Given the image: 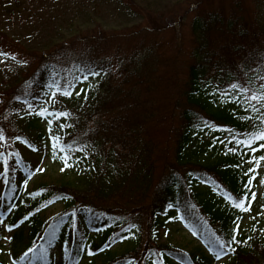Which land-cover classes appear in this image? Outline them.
Wrapping results in <instances>:
<instances>
[{
  "label": "trees",
  "instance_id": "trees-1",
  "mask_svg": "<svg viewBox=\"0 0 264 264\" xmlns=\"http://www.w3.org/2000/svg\"><path fill=\"white\" fill-rule=\"evenodd\" d=\"M254 1L252 15L240 0H232L229 7L224 0H197L192 6L186 77L164 110L171 114L183 103L173 169L167 166V173L154 185L146 204L135 209L115 210L105 203L109 200L105 191L118 186L112 176L122 168L113 163L116 156L146 154L141 138L127 130L134 126H128L124 118L139 107L144 120L159 114V101L164 100H157L153 93L159 82L153 70L157 55L140 39L138 31H133L131 36L121 35L134 40L128 54L105 56L99 54V46L85 41L72 50L61 46L53 53L57 54L55 60L35 67L23 81L26 86L19 85L24 91L14 95L18 102L7 106L28 112L30 126H49L52 146L48 152L52 158L69 167L84 160L83 173L91 174L97 182L85 191L46 183L21 190L19 181L29 176L31 165L20 155L5 159V147L0 152V161L5 159L0 216L10 227L30 226L23 244L19 245L23 227L13 233L18 244L13 243L11 264H76L83 258L109 254L108 246L115 241L134 242L132 254L114 255L105 264H211L224 257L225 264H264V242L255 232L247 237L240 229L241 218L254 201L249 167L255 153L251 151V155L250 148L262 140H253L249 146L236 144V139L244 138L243 133L264 132V100H252L256 110L245 112L248 105L235 102L236 92L231 87L241 86L246 90L242 95L248 97L264 95V0ZM61 58L63 67L58 64ZM92 80L94 87L82 92ZM121 109L124 113L117 118ZM8 128L0 118L1 142L10 140L12 145L19 140L33 147L34 142L20 129L12 123ZM43 132L40 129L38 136H44ZM233 148L237 151H230ZM144 168L137 167L135 181L136 175L144 176ZM104 193L102 200L96 199L97 194ZM241 200L243 207H238ZM56 202L62 204L58 213L44 221L37 218L41 210ZM141 207L150 216L151 226L145 243L136 249ZM173 216L199 238L197 248L189 251L160 241L157 229ZM220 241L225 244L221 246ZM55 243L62 248L59 262L49 252ZM0 264H4L1 253Z\"/></svg>",
  "mask_w": 264,
  "mask_h": 264
},
{
  "label": "rangeland",
  "instance_id": "rangeland-1",
  "mask_svg": "<svg viewBox=\"0 0 264 264\" xmlns=\"http://www.w3.org/2000/svg\"><path fill=\"white\" fill-rule=\"evenodd\" d=\"M240 1L246 12L252 15L255 1ZM196 3L197 0H0V118L4 121V126H7V131L10 130L8 127L12 123L34 142L33 147H29L19 140L14 141L12 145L10 140L5 143L0 141V152L6 147L3 154L7 155L5 159H17L20 155L31 165L29 176H24L19 181L18 186L21 190H30L40 183H46L70 185L85 191L91 190L92 182H97V179L91 174L83 173L81 166L84 165V160L73 167L56 162L48 152L50 144L52 146L49 126L42 124L41 128H38L40 124L36 123L30 126L28 112H20L23 109L16 106H7L10 102H18L14 101V95L21 93L19 90L24 91L19 85L22 83L26 86L23 81L39 63L55 60L57 54L53 53L61 46H67L72 50L74 46L87 41L99 46V54L125 55L132 51L134 40H125L121 35L138 31L140 39L149 45V50L153 54L157 55L153 70L159 82L157 90L153 93L157 100L164 101H159V114L148 120L142 118V107L133 108L125 115L124 122L128 126H134L127 130L141 138L146 154L141 153V156L138 154L133 158L128 155L116 156L113 163L122 168L112 176L118 186L115 190L105 191L109 194V200L105 203L112 205L115 210L120 208L131 210L142 206V203L146 204L154 185L167 173V166L173 169L177 130L180 124L179 114L183 104L181 98L180 107L175 106V111L171 114L164 110L170 107L169 99H175L179 89L177 86L186 77L191 47L190 10ZM231 3L232 0H224L225 7H229ZM58 62L60 67L64 66L62 58ZM94 85L95 80H92L82 92L93 88ZM65 108L70 109V106L66 105ZM123 113L124 109H121L116 115L117 118ZM141 124L145 127L142 128ZM3 129L5 131V128ZM40 129L44 131V136H38ZM261 144H264V140L256 147L250 148V154L252 149H256L249 167L252 169L249 174L255 197L252 207L241 218L240 229L247 237H252L255 232L264 242V160L260 159L264 156V148L260 147ZM4 160L0 161V190L4 187L1 172ZM137 167H145L144 176L136 175L135 181L133 176ZM102 178L103 175L100 179ZM96 192L94 190V193ZM72 193L87 195L80 191ZM105 193L101 196L97 194L96 199L102 200ZM61 208V203H53L41 210L37 218L44 221L58 213ZM139 211L143 216L139 221L140 240L139 244H136V249H140L145 243L151 226L150 216L146 215L145 209L141 207ZM19 227H23L24 230L20 245L27 239L26 234L28 235L30 226L23 223L21 226L10 227L6 221L0 220V253L4 264H11L9 256L13 243H17V239L13 240L12 235ZM157 230L160 241L164 244L189 251L200 244V240L194 238L175 216L165 221ZM134 246V242L117 241L111 244L109 254L85 258L78 264H105L104 261L114 255L120 256L128 251H131L128 254H132ZM50 251L55 256L54 261L62 258L60 244H54ZM224 261L225 257L212 264H225Z\"/></svg>",
  "mask_w": 264,
  "mask_h": 264
},
{
  "label": "snow or ice",
  "instance_id": "snow-or-ice-1",
  "mask_svg": "<svg viewBox=\"0 0 264 264\" xmlns=\"http://www.w3.org/2000/svg\"><path fill=\"white\" fill-rule=\"evenodd\" d=\"M86 72H89V74L91 75H96L97 73L91 71L90 69H85ZM82 79L86 80L87 79V76H83ZM231 87L233 88V90L236 92V96H235V102L238 104V105H243V104H247L248 107L247 108H244V111L247 112L249 110H253L255 111V106L251 103L252 100H257V99H260V100H264V95L260 96V97H257L256 95H252L251 97H248V96H244L242 95V93L244 91H246L245 89H243L241 86L239 85H231ZM71 93L70 92H65V95H70ZM76 95H79V93L77 92ZM226 95H228L226 93ZM249 119H252V118H249ZM51 123V121L49 122ZM64 125H61V127H63ZM243 136L244 138L243 139H236L234 137V139H236V144L237 145H243V146H249L253 140H264V132H259L258 134H252V133H243ZM261 148H264V144H261L260 145ZM253 151H256V149H252ZM230 151L232 152H236L237 149L236 148H233V149H230ZM260 159L264 160V156H261ZM66 166H69L66 164ZM252 169L250 168L249 171H251ZM61 171H63V169H61ZM245 187L247 188L248 185L246 184ZM243 196L245 198L248 197V193L247 192H244L243 193ZM252 196L255 197V193H252ZM243 203L244 201L241 200L240 204L238 205V207H243ZM169 207H172L171 205H169ZM246 210V209H245ZM236 227H239V225H236ZM233 240H235V237L233 236L232 237ZM220 244L221 246H223L225 244V241H220ZM29 251H31V249H29Z\"/></svg>",
  "mask_w": 264,
  "mask_h": 264
}]
</instances>
